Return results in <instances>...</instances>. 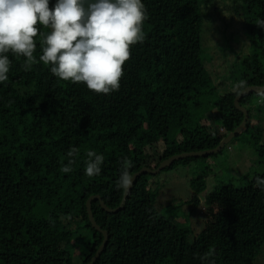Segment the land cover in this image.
I'll return each mask as SVG.
<instances>
[{
    "label": "trees",
    "instance_id": "trees-1",
    "mask_svg": "<svg viewBox=\"0 0 264 264\" xmlns=\"http://www.w3.org/2000/svg\"><path fill=\"white\" fill-rule=\"evenodd\" d=\"M213 1L142 0L148 13L145 40L130 46L120 88L108 95L95 94L83 82L61 81L40 62L26 71L24 58L9 53L8 80L0 82V264H76V251L79 264H88L103 238L91 227L85 203L98 195L108 208L119 206L123 190L116 182L122 160L133 162L131 174L143 167L154 170L173 155L213 149L239 126L243 115L233 102L240 92L233 86L240 80L246 87L264 86V28L257 26L264 19V0H231L248 45L237 51L225 41L219 46L222 59L233 57L220 83L230 87L211 104L219 129L200 138L198 121L218 88L206 67L213 57L206 59L203 49L204 14ZM55 3L49 0L50 10ZM37 28L38 61L40 32L48 29ZM170 47L176 50L173 57L163 52ZM239 104L246 108L248 122L233 140L249 133L260 172L239 188L214 189L210 199L220 213L204 208L213 221L193 237L190 228L160 214L159 184L151 181L156 175L139 176L115 214L92 202L94 220L108 235L94 264H208L202 257L213 249L209 259L214 264H256L264 251V191L258 193L255 182L264 178V126L259 120L264 93L248 94ZM142 112L156 116L153 130L158 134L182 135L184 141L166 138L158 151L149 143L138 149ZM72 147L78 149L73 170L64 173ZM89 150L104 156L100 175L92 178L84 174ZM208 156L179 160L162 171ZM217 214L226 228L223 235L216 228Z\"/></svg>",
    "mask_w": 264,
    "mask_h": 264
},
{
    "label": "clouds",
    "instance_id": "clouds-1",
    "mask_svg": "<svg viewBox=\"0 0 264 264\" xmlns=\"http://www.w3.org/2000/svg\"><path fill=\"white\" fill-rule=\"evenodd\" d=\"M148 13L142 0H56L49 9V0H0V82L8 80L11 61L9 53L24 58V69L40 62L61 81L83 84L95 94L108 95L120 88L123 65L130 58V46L143 43V22ZM48 31L40 32L42 54L37 61L34 52L37 25ZM257 26L264 28V19ZM246 90V82L238 81L233 91ZM78 149L67 151V163L61 168L71 172ZM84 174L95 177L101 173L102 154L86 153ZM133 162L121 161L116 188L125 194L132 187L130 172ZM256 185L264 191V178L256 177ZM202 260L214 264L209 257Z\"/></svg>",
    "mask_w": 264,
    "mask_h": 264
},
{
    "label": "rangeland",
    "instance_id": "rangeland-1",
    "mask_svg": "<svg viewBox=\"0 0 264 264\" xmlns=\"http://www.w3.org/2000/svg\"><path fill=\"white\" fill-rule=\"evenodd\" d=\"M205 12L203 49L206 53V59H208L207 55L209 54L213 57L212 62L206 64V67L218 88L216 96L206 102L205 110L201 113L203 117L198 121L201 125L198 128L200 138L203 137L201 135H205L206 131L211 132L210 130L217 131L219 129L220 119L216 114V110L211 108V104L216 97L218 98V95L224 93L223 89L226 90L230 87L228 83L222 86L220 83L222 82V76L227 73L233 57L228 53L229 55L222 59L219 46L225 41L226 44H230L234 48V51H237L242 48L246 50L248 45L242 20L233 13L231 0H214L213 6ZM163 52L165 56L171 57L176 54L173 47L165 49ZM260 118L259 120L263 122L262 126H264L263 112H261ZM139 121L142 129L138 131V138L135 139L138 149L149 143L158 151L164 145L163 140L166 138L167 140L168 138H174L175 143L183 142L185 139L182 135L175 136L172 133L164 134V132H161V135L158 134V131L153 130L157 129L153 126L157 118L156 116H150L147 112L141 113ZM205 126H208V129L203 131ZM192 133L196 134L195 132ZM248 136L249 133L244 131L237 140L228 143L222 149V153H216L186 165L179 163L173 169L162 171L152 177L151 181L153 180L159 184L157 204L160 205V214L170 220L177 221L181 226L190 228V237L195 236L207 227L208 220H213L212 216L207 217L206 212H203V210L207 207L214 213L219 212V208L214 206L210 199V193L222 185L231 184L239 188L250 181L255 173L260 172L253 152V145L256 143L252 145L248 143ZM156 141L160 143L158 146ZM173 141L170 140V143H173ZM262 142H264V135ZM154 190H156V187ZM258 193H261V189L258 190ZM214 220L221 235L225 234L226 228L221 227V215L217 214ZM78 256L79 252L76 251L74 257L76 264H79ZM256 264H264V251L258 257Z\"/></svg>",
    "mask_w": 264,
    "mask_h": 264
},
{
    "label": "water",
    "instance_id": "water-1",
    "mask_svg": "<svg viewBox=\"0 0 264 264\" xmlns=\"http://www.w3.org/2000/svg\"><path fill=\"white\" fill-rule=\"evenodd\" d=\"M257 94V95H261L264 93V86H249L246 87L245 91L240 92L237 97L234 99V107L242 113L243 115V119L242 122L239 124V126H237L232 132H230L216 147H214L213 149L210 150H203V151H197V152H187V153H181V154H176L173 155L171 157H169L168 159L162 161L158 167L154 170L147 168V167H143L141 168L139 171L135 172L132 174L133 176V180H132V187H133V183L134 181L141 175L144 174H151V175H157L159 174L162 170L170 167L173 163L179 161V160H183L186 158H199V157H204V156H208V155H213L216 154L218 152H220L223 147L225 145H227L228 143H230L247 125L248 122V113L246 108L240 106L239 102L241 100L242 97L248 95V94ZM132 187L129 189V191L127 192V194H125L123 192V196L121 199V202L119 204V206L115 209H110L108 208L104 202L101 200V198L98 195H93L90 196L86 203H85V208H86V212L88 215V220L91 224V227L98 233H100L102 235V242L100 244V246L98 247V249L96 250L94 256L91 258L90 262L88 264H94L95 261L100 257V255L102 254V252L104 251L106 244H107V240H108V235L107 232L104 230H101L100 227L96 224L94 217L92 215L91 212V204L94 201H98L99 205L101 207V209L103 211H105L106 213H110V214H115L118 211H120L126 202V199L132 189Z\"/></svg>",
    "mask_w": 264,
    "mask_h": 264
},
{
    "label": "built area",
    "instance_id": "built-area-1",
    "mask_svg": "<svg viewBox=\"0 0 264 264\" xmlns=\"http://www.w3.org/2000/svg\"><path fill=\"white\" fill-rule=\"evenodd\" d=\"M222 130V129H221ZM203 212H205V210H203Z\"/></svg>",
    "mask_w": 264,
    "mask_h": 264
}]
</instances>
